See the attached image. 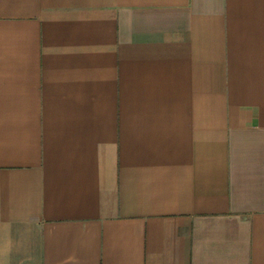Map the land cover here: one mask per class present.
I'll use <instances>...</instances> for the list:
<instances>
[{
    "label": "crops",
    "instance_id": "obj_1",
    "mask_svg": "<svg viewBox=\"0 0 264 264\" xmlns=\"http://www.w3.org/2000/svg\"><path fill=\"white\" fill-rule=\"evenodd\" d=\"M0 264H264V0H0Z\"/></svg>",
    "mask_w": 264,
    "mask_h": 264
}]
</instances>
